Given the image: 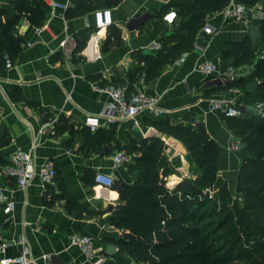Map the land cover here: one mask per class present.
Instances as JSON below:
<instances>
[{"label":"crops","instance_id":"1","mask_svg":"<svg viewBox=\"0 0 264 264\" xmlns=\"http://www.w3.org/2000/svg\"><path fill=\"white\" fill-rule=\"evenodd\" d=\"M60 1L67 2L68 9L64 11L50 6L41 26L33 25L26 17L17 22V30L25 42L13 67L0 70V165L10 161L17 147L29 149L35 142L36 163L55 162L82 213L69 210L67 202L62 199L53 206L45 203L47 189L59 192L58 181L44 184L36 178L27 188L20 189L13 179L0 174V185L7 187L15 202L11 213L4 212L0 205V239L11 243L6 250L8 256L19 255L23 247L29 245L31 264H90L84 252L69 242L72 234L84 233L93 236L97 249L107 255L106 264H136L119 247L114 253H107L108 243L116 244L115 239L123 233L111 223L114 209L121 205L120 192L118 186L114 188L116 184L105 187L95 181L97 171L130 181L135 177V162L131 158L117 164L114 157L118 150L109 152L107 144L102 150H90L85 146L81 130L86 125L87 115L102 113L109 100L108 94L98 92L94 84L104 79L122 81L128 78L140 66L136 52L156 53L161 47L159 38L173 32L180 21L178 16L174 24H169L164 19L168 11L159 12L167 8L176 10V6L195 0ZM103 8L112 10V25L121 28L122 39L111 37L108 41L109 27L103 30L95 26L94 12ZM0 9L13 14L12 0H0ZM1 18L5 20L6 15ZM207 22L217 29L213 36L203 32L182 64H167L157 79L145 83L147 90L161 96V106L169 111L167 116L144 111L138 117L139 126L129 121L101 126L114 135L113 145L117 142L130 145L132 138L138 141L163 139L162 169L166 165H174L176 169H172L166 178L170 188L176 184L177 180L173 179L179 177L180 169L175 162L178 153H190H184L173 144L178 142L186 148L180 140L155 127L153 121L163 117L175 124L202 127L222 151L223 170L230 171L236 164L231 149L236 137L227 129L224 116L208 110L207 99L226 96L246 105V92L234 94L224 88L228 85L224 79L216 75L205 77L196 67L199 62L213 60L218 71H225L231 66L230 61L222 58L227 43L243 39L250 34L251 27L226 21L220 12L209 17ZM86 28L94 30L84 49L76 52L79 34ZM105 45L108 48L105 49ZM217 80L223 83L219 84ZM15 89H21L41 108L26 101H14L11 93ZM52 119H56L55 123L44 127ZM64 124L68 127L61 130ZM86 172H90L88 179L83 178ZM235 177L237 179L236 174Z\"/></svg>","mask_w":264,"mask_h":264},{"label":"trees","instance_id":"2","mask_svg":"<svg viewBox=\"0 0 264 264\" xmlns=\"http://www.w3.org/2000/svg\"><path fill=\"white\" fill-rule=\"evenodd\" d=\"M241 1L250 6L257 4V1L264 3V0ZM12 2L13 14L0 9V70L6 67L8 58L14 63L25 42L17 30L18 20L26 17L33 25L41 26L50 7L45 0ZM228 3L229 0H195L176 6L180 21L173 32L159 38L161 47L156 53L138 50L136 57L140 66L128 78L122 81L104 79L98 84L126 85L127 91L131 93L142 78L146 84L153 82L161 75L164 66L175 63L184 53L194 50L196 39L203 34L208 18L221 12ZM167 11L169 8L159 13ZM3 14L6 15L5 20L1 18ZM258 24L262 31L260 40L264 41V22ZM93 30L94 28H86L80 32L76 52L84 49ZM111 37L122 39L121 28L109 26L107 40ZM257 45H253L250 35H246L239 41L228 42L222 54V58L235 67L256 61L254 70L247 77H242L224 88L238 86L244 89L246 97L254 98L255 103H263V108L261 114L245 113V117L237 116L238 118L224 116L225 121L234 124L230 129L242 143L241 164L235 186L236 195L239 193L240 197L234 199L236 211L232 208L227 211L228 214L225 212V216L214 225V230L208 227L209 222H203L204 209L211 199L208 200V196H198L206 188L210 191L218 189L213 196L214 200L232 199L233 194L228 182L221 183V178L217 175L221 164V151L218 143L206 130L194 124H175L164 117L153 121L160 131L175 137L186 146L196 163V170L200 172L198 177L182 180L173 188L166 181V177L173 172L172 169L167 165L162 169L161 166L165 151L163 139L146 138L138 141L132 138L130 145L120 142L113 145L114 135H110L101 126L93 131L85 125L81 130L85 146L90 150H102L103 145L107 144L109 152L115 149L125 151L135 162V177L130 181L122 177L118 179L121 205L114 209L111 223L123 230L122 235L115 239L116 244L136 264H228V254L231 255L238 245L240 258L245 257L246 260L242 264H264V247L263 252L257 254L258 246H264V240L257 239L254 244L257 251L251 250L249 243L247 247L242 243L246 237H250V242L253 234L264 237V53L257 50ZM106 48L108 45H105ZM256 79L260 80L259 87L252 90L250 83ZM11 97L14 101H26L31 106L41 108L39 104L28 99L21 89H15ZM244 103L247 105L245 101ZM67 127L64 124L61 130ZM136 151L140 154H136ZM56 171L55 181H58L59 192L47 189L44 194L45 203L53 206L62 199L67 202L69 210L82 213L57 165ZM88 174L90 172H86L83 178L88 179ZM220 211H226L224 201ZM78 214L81 216L79 212ZM231 219H234L235 232L241 227L240 234H235L236 237L228 245L216 244L222 236L214 239L215 235Z\"/></svg>","mask_w":264,"mask_h":264},{"label":"built area","instance_id":"3","mask_svg":"<svg viewBox=\"0 0 264 264\" xmlns=\"http://www.w3.org/2000/svg\"><path fill=\"white\" fill-rule=\"evenodd\" d=\"M49 6L60 8L64 11L68 9V3L60 0H46ZM219 13V12H218ZM224 20L241 22L249 27L255 24L264 22V3H257L252 6L247 5L241 0H229L227 6L220 12ZM95 26L97 28H107L113 24L112 10L109 8L98 9L94 12ZM178 18L176 10H170L164 15V19L169 24H174ZM204 35L213 36L217 29L210 23H206L203 28ZM65 43V42H64ZM190 52L184 53L176 63L182 64ZM14 63L11 59L6 60V67H13ZM253 66L246 64L240 67L229 66L225 71H218L213 60L199 62L196 69L205 77L216 75L229 82H236L242 77H247L253 70ZM94 88L101 93H106L109 100L106 102L105 108L99 115H87L85 124L91 130H96L102 125H108L119 122H132L139 126V115L144 111H149L155 116H167L169 111L163 108L160 104L161 96L151 93L147 90L145 82L142 79L141 83L136 85L135 90L131 93L127 91L126 85L94 84ZM234 94H243L244 89L238 86H232L228 89ZM208 110L212 113H218L226 117H237L242 115L243 109L239 101L226 96H211L207 99ZM258 108H263V103L257 104ZM57 119V118H56ZM56 119L47 122L45 126L53 125ZM36 143L33 142L29 149L17 147L8 163L0 165V174L13 179L18 188H27L36 178H40L44 184L54 182L57 173L55 162L47 160L38 165L35 160L34 149ZM232 148L241 150L242 145L239 141L233 140ZM131 156L125 151H118L114 157L117 164L130 161ZM97 184L105 187L115 185L116 178L103 171H97L95 175ZM0 205L3 211L11 213L15 209V202L11 197L7 187L0 185ZM2 230H0V238ZM70 244L79 247L85 254L86 259L90 264H106L107 255L97 249L93 236L84 233L72 234L69 238ZM11 245L10 242L0 239V264H31L32 250L29 245L23 247L22 252L17 256L6 255L7 248ZM49 259L48 255L44 256Z\"/></svg>","mask_w":264,"mask_h":264},{"label":"rangeland","instance_id":"4","mask_svg":"<svg viewBox=\"0 0 264 264\" xmlns=\"http://www.w3.org/2000/svg\"><path fill=\"white\" fill-rule=\"evenodd\" d=\"M257 3H261V1L260 2L257 1ZM257 44H258L257 45V50H259V52H261L263 54L264 53V41L259 39ZM255 62L256 61H252L251 63H249V65L253 66L252 70H254ZM253 100H254V98L249 97V96L244 98V101L247 103V105L245 107L242 106L243 113L239 117H242V116L245 117L246 114L248 115V114H251L253 112L261 114L262 109L258 108L257 107L258 103H255V100L254 101ZM225 124H226L227 129H229L234 134L232 129H230V128H232V126L234 124L232 122H229V121H225ZM235 140H238L241 143L239 138L236 137ZM173 144L175 146H177L181 151L184 150L183 149L184 147H183L182 144H180L178 142L173 143ZM241 145H242V143H241ZM231 149L233 150V152L235 154V158H236V164L235 165H237V167L235 168V165H234V168H232L230 171L228 170V171L225 172L223 170L224 160H221V164L219 165V169L217 171V175L221 178V181H222L221 183L224 184V182H228V184H230V190H231V193L233 194L232 199H227V200L217 199V200H214L215 198H213V196H214L215 192L218 191V189H215V190L213 189L212 191H210L207 188L203 190V194L201 196L200 195L198 196V198H204V196L205 197L208 196L207 197L208 200L211 199L210 201L207 202V205H206V207L204 209L205 213L203 214V217H204L203 218V222H205V223L209 222L208 227L213 229V230H214V225L217 222H219V219L222 218V216L223 217L225 216L224 215L225 212H227L228 210H230L232 208H233L234 212L236 211V210H234V208L236 207L235 204H234V199L236 197L237 198L240 197L239 193L236 195L237 191H236V187L234 186V184H235V179H236L235 174L236 175L238 174V170H239V167H240V164H241V157H240L241 150H239V151L238 150H234L232 148V146H231ZM219 151H221V150H219ZM177 156L178 157L176 158V161H175L176 162V167H178V169H180V170L178 171L179 177H176V179H173V180H177L175 185H177L182 180L189 179V178L194 179V178H196V177H198L200 175V172H198L196 170L197 169L196 165H195L196 163L194 162V159L192 158L191 154H189V155L185 154L184 155V154L178 153ZM170 168L174 169L176 171L174 165H171ZM166 178L168 179L169 177H166ZM167 183H169V182H167ZM223 201L226 204V211L221 212L220 210L222 208ZM228 212H227V214H228ZM233 222H234V219H231L229 221V224H227L226 226H223L222 229H220V231L218 232V234L215 235V237H214V234H212L213 235L212 237H214V239H218L219 235L222 236L221 238H219V241L216 244H221V245L222 244H224V245L227 244L228 245V244H230L231 240L236 237V235L240 234L241 227H239V228L237 227L240 230H237V232H235L234 231L235 224H233ZM243 236H245V235H243ZM248 238H250V237H246L245 239L243 238V240H242L243 242L242 243H244L246 245L245 247H247V245H248L247 243H249V245H251V248H252L251 250H253V251H257L256 250L257 247L254 246V244L256 243L257 239H259L260 241L264 240V237H262L260 234L259 235H254L253 234L252 235V239L250 240V242H248ZM262 247H264V246H261V247L258 246L259 250L257 251V254H260V253L263 252ZM239 248H240V246L238 245L236 247V249L231 253V255L228 254V257L226 258V262H228V264H242L243 262H246L245 257H243V259L240 258ZM257 256H261V255H257Z\"/></svg>","mask_w":264,"mask_h":264},{"label":"water","instance_id":"5","mask_svg":"<svg viewBox=\"0 0 264 264\" xmlns=\"http://www.w3.org/2000/svg\"><path fill=\"white\" fill-rule=\"evenodd\" d=\"M249 35H250V37H251V39H252L253 45H256L257 42H258V40L261 39V37H262L261 26H260L259 24H255V25H253V26L251 27L250 34H249ZM217 82H218L219 84L223 83L221 80H217ZM225 82H226V84L230 85L229 82H227V81H225ZM259 84H260V80H259V79H256V80H254V81H252V82L250 83V87H251L252 90H257V88L259 87ZM184 148H185V147H184ZM183 152H184V153H187V152H188V149L185 148V149L183 150ZM115 184L118 185V190H119V192H120L121 189H120V186H119V181H118V179H116ZM105 206L107 207V204H105ZM118 247H119V246H118L117 244H115V243H108L107 248H106L107 253H108V254H112V253H114L115 250H116Z\"/></svg>","mask_w":264,"mask_h":264}]
</instances>
